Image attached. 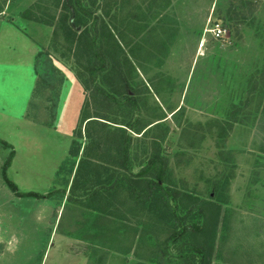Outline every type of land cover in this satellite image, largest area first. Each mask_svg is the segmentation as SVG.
Here are the masks:
<instances>
[{
    "label": "rangeland",
    "instance_id": "374dc122",
    "mask_svg": "<svg viewBox=\"0 0 264 264\" xmlns=\"http://www.w3.org/2000/svg\"><path fill=\"white\" fill-rule=\"evenodd\" d=\"M249 1L236 23L227 0L95 4L114 35L105 52L129 62L133 121L151 124L131 135L130 155L159 145L170 186L201 206L192 240L212 264H264V0ZM60 11L57 0H0V264H156L178 247L165 243L169 218L100 181L116 152L97 124L79 130L88 58L65 44ZM215 24L227 42L212 39ZM81 159L90 165L74 178Z\"/></svg>",
    "mask_w": 264,
    "mask_h": 264
},
{
    "label": "trees",
    "instance_id": "16d2710c",
    "mask_svg": "<svg viewBox=\"0 0 264 264\" xmlns=\"http://www.w3.org/2000/svg\"><path fill=\"white\" fill-rule=\"evenodd\" d=\"M96 3L97 0H91V6L95 7L90 8L87 0H57V6L59 5L61 9L57 21L65 44L73 46L76 51L83 50L88 58L86 65L79 64L81 70L79 82L83 90L88 92L86 105L92 113L88 115L89 112L84 113L81 109L79 130L83 123L97 124L105 134V143L111 142L115 148L114 162L110 163V169L102 167L104 178L101 177L100 181L104 179L102 183L110 190L109 192L120 188L127 193L133 203L141 204L143 209L148 207L159 216L162 213L167 214L172 232L165 239V243L173 246L172 249L174 245L178 247H175L173 254L168 247L161 248L156 258L148 262L163 264L160 259L167 258L166 264H212L202 247L192 240L194 234L201 232V206L193 201L190 194L170 186L167 180L170 172L168 162L159 145L152 143L151 148H143L139 151L140 156L130 155L131 135L137 134L142 137L151 128L149 127L151 124L141 126L133 121L132 112L137 105V99L134 91L132 92L133 85L124 71L129 62L126 57L121 60L117 54L114 57L105 52L102 40L114 39V35L102 16L96 14L98 9ZM255 8L256 5L249 0H227L224 12L228 21L236 23L238 19L252 13ZM21 17L39 20L33 13L29 15L28 12L23 13ZM117 115H122V121H119ZM162 119L156 120L152 126L161 124L159 121ZM262 127L264 123L260 126ZM78 136H81L80 131ZM0 145L9 147L3 141H0ZM95 146V141H92L91 147ZM260 153H264V146ZM11 155L12 153L6 165ZM76 155L75 153L73 156ZM81 164L90 165L81 159L76 166L74 178L76 172L82 168ZM71 167L68 170L69 174L72 173L73 163ZM74 178L72 184L76 180ZM9 185L15 188L12 183ZM88 197L99 198V193L95 191ZM179 199L181 203L178 202ZM156 204L158 206L154 207Z\"/></svg>",
    "mask_w": 264,
    "mask_h": 264
},
{
    "label": "built area",
    "instance_id": "2783aa9c",
    "mask_svg": "<svg viewBox=\"0 0 264 264\" xmlns=\"http://www.w3.org/2000/svg\"><path fill=\"white\" fill-rule=\"evenodd\" d=\"M209 31L214 41H218V42L226 41L227 42L229 39L226 34V30L222 28L219 24L213 25V27L210 28Z\"/></svg>",
    "mask_w": 264,
    "mask_h": 264
}]
</instances>
